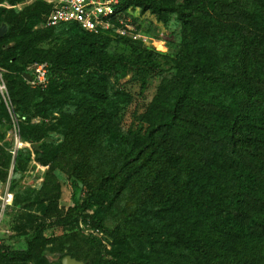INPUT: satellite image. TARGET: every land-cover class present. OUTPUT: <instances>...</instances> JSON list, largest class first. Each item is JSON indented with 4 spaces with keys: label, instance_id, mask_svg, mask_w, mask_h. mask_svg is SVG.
Instances as JSON below:
<instances>
[{
    "label": "trees",
    "instance_id": "obj_1",
    "mask_svg": "<svg viewBox=\"0 0 264 264\" xmlns=\"http://www.w3.org/2000/svg\"><path fill=\"white\" fill-rule=\"evenodd\" d=\"M116 1L109 17L114 27L129 10L163 25L173 18L181 31L178 69L150 103V126L142 137L140 128L132 139L123 137L129 147L114 156L93 193L81 197V170L71 171L70 204L54 223L81 221L112 238L110 259L99 263L100 256L94 264H264V0ZM39 6L49 14L51 5L41 2L19 14L0 8V26L7 27L0 68L13 72L5 80L17 110L42 118L72 105L83 114V133L110 134L104 62L96 73L87 72V63L109 57L112 30L87 32L76 23L36 31L30 23L20 30V15L38 18ZM56 28H69L72 36L56 48L37 47ZM8 39L16 44L6 49ZM142 53L132 58L150 65V53ZM34 63H46L47 84L30 89L24 74ZM33 130L22 129L25 140L41 137L40 128ZM192 138L206 145L201 155L177 149ZM34 151L37 161L49 162L50 149ZM111 184L113 198L129 189L138 204L108 230L100 215L82 211L104 203ZM40 240L37 234L24 251L0 245V257L30 260Z\"/></svg>",
    "mask_w": 264,
    "mask_h": 264
},
{
    "label": "rangeland",
    "instance_id": "obj_2",
    "mask_svg": "<svg viewBox=\"0 0 264 264\" xmlns=\"http://www.w3.org/2000/svg\"><path fill=\"white\" fill-rule=\"evenodd\" d=\"M1 2L0 8L18 14L38 2L47 3L45 0H19L14 5L6 0ZM37 12L38 18L31 20L20 15L25 23L20 30L30 23H33L31 31L55 27L46 25L48 14L45 9L39 6ZM125 14L122 18L129 21L133 33L139 38L122 40L119 25L109 27L106 31L112 30L108 51L111 58L87 63L89 73H96L102 62L106 69L103 73L107 78L109 95L106 120L111 128L106 136L83 133L80 129L83 114L72 105L42 118L24 115L11 99L5 80L6 75H13V72L0 68V83L4 86V91L0 92V204L5 189L13 194L12 204L0 214V245L10 251H24L33 237L41 236L38 253L30 260L5 262L0 257V264H61L65 256L80 264H94L100 256L99 263L110 259L107 253L113 248L111 237L90 229L81 221L67 225L54 222L64 216L70 204L71 171L81 170V197L93 193L100 175L111 167L114 156L129 147L130 141L122 140L123 137L132 139L139 128L141 136L150 126V103L158 89L174 79L178 69L181 31L173 18L163 25L154 16L141 14L138 10H129ZM69 30L54 29L53 36L37 47L49 49L62 45L72 36ZM15 44L16 40L8 39L5 48ZM142 52L150 53V65L132 58L139 53L143 57ZM34 64L27 68L31 79L24 76L30 89L39 87L33 80ZM35 126L42 130L41 137L34 142L25 140L22 129L33 135ZM134 139L135 145L139 143L137 136ZM31 145L39 150L50 149L47 164L36 160L37 154ZM177 149H192L194 154L201 155L207 147L192 138ZM115 188V184L108 187V198L104 203L89 204L82 211L83 214L100 215L108 230L121 226L138 204L129 189L113 198L111 190L114 192Z\"/></svg>",
    "mask_w": 264,
    "mask_h": 264
},
{
    "label": "built area",
    "instance_id": "obj_3",
    "mask_svg": "<svg viewBox=\"0 0 264 264\" xmlns=\"http://www.w3.org/2000/svg\"><path fill=\"white\" fill-rule=\"evenodd\" d=\"M52 6L46 20L47 26L59 24L76 23L81 29L87 32L96 33L106 31L109 27H114L109 17L113 15L116 0H45ZM118 32L121 36L130 37L133 40L139 36L133 33V28L129 21L117 18ZM33 80L38 86L47 84V65L37 63L32 66ZM4 91L3 84L0 83V92ZM0 204V214L13 202V194L5 189L2 194Z\"/></svg>",
    "mask_w": 264,
    "mask_h": 264
},
{
    "label": "water",
    "instance_id": "obj_4",
    "mask_svg": "<svg viewBox=\"0 0 264 264\" xmlns=\"http://www.w3.org/2000/svg\"><path fill=\"white\" fill-rule=\"evenodd\" d=\"M7 31V27L5 24H1L0 26V38H2V36L6 33ZM24 76L30 80V76L26 73L24 74ZM31 147L34 149V150H37L36 146L35 145H31ZM61 264H80L79 262L75 261L74 259H71L69 256H65L62 258L61 260Z\"/></svg>",
    "mask_w": 264,
    "mask_h": 264
}]
</instances>
